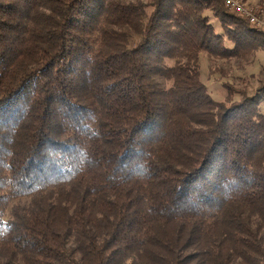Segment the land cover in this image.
I'll list each match as a JSON object with an SVG mask.
<instances>
[{
    "label": "trees",
    "instance_id": "obj_1",
    "mask_svg": "<svg viewBox=\"0 0 264 264\" xmlns=\"http://www.w3.org/2000/svg\"><path fill=\"white\" fill-rule=\"evenodd\" d=\"M255 45L221 0H0V264H264L261 99L199 71Z\"/></svg>",
    "mask_w": 264,
    "mask_h": 264
},
{
    "label": "rangeland",
    "instance_id": "obj_2",
    "mask_svg": "<svg viewBox=\"0 0 264 264\" xmlns=\"http://www.w3.org/2000/svg\"><path fill=\"white\" fill-rule=\"evenodd\" d=\"M249 3L264 6V0H250ZM206 14L215 32L223 35L225 45L231 48L233 43L225 36L221 23L211 12ZM255 46L239 56L229 58H213L205 51L200 53V78L214 100L224 102L226 97H230L232 101L238 102L244 94L249 98L261 99L259 107L264 113V45ZM168 63L172 61L168 60Z\"/></svg>",
    "mask_w": 264,
    "mask_h": 264
},
{
    "label": "built area",
    "instance_id": "obj_3",
    "mask_svg": "<svg viewBox=\"0 0 264 264\" xmlns=\"http://www.w3.org/2000/svg\"><path fill=\"white\" fill-rule=\"evenodd\" d=\"M225 9L245 18L258 31L264 30V6L252 5L248 0H221Z\"/></svg>",
    "mask_w": 264,
    "mask_h": 264
},
{
    "label": "crops",
    "instance_id": "obj_4",
    "mask_svg": "<svg viewBox=\"0 0 264 264\" xmlns=\"http://www.w3.org/2000/svg\"><path fill=\"white\" fill-rule=\"evenodd\" d=\"M250 1V0H249Z\"/></svg>",
    "mask_w": 264,
    "mask_h": 264
}]
</instances>
